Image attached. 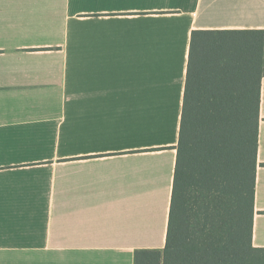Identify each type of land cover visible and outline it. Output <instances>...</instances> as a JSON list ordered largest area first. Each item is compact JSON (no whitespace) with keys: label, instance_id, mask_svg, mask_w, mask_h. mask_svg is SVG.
<instances>
[{"label":"crops","instance_id":"obj_1","mask_svg":"<svg viewBox=\"0 0 264 264\" xmlns=\"http://www.w3.org/2000/svg\"><path fill=\"white\" fill-rule=\"evenodd\" d=\"M194 31H264V0H0V264L163 251Z\"/></svg>","mask_w":264,"mask_h":264},{"label":"trees","instance_id":"obj_2","mask_svg":"<svg viewBox=\"0 0 264 264\" xmlns=\"http://www.w3.org/2000/svg\"><path fill=\"white\" fill-rule=\"evenodd\" d=\"M264 31H194L163 251L135 264H264L253 246Z\"/></svg>","mask_w":264,"mask_h":264}]
</instances>
